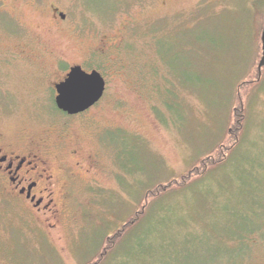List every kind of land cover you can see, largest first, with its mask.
I'll list each match as a JSON object with an SVG mask.
<instances>
[{
    "label": "rangeland",
    "instance_id": "1",
    "mask_svg": "<svg viewBox=\"0 0 264 264\" xmlns=\"http://www.w3.org/2000/svg\"><path fill=\"white\" fill-rule=\"evenodd\" d=\"M254 18L253 0H0V134L68 137L52 152V213L0 202V263L95 264L149 190L230 131L225 162L146 204L98 264H264L263 68L239 96L256 80ZM75 66L106 90L69 118L52 86Z\"/></svg>",
    "mask_w": 264,
    "mask_h": 264
},
{
    "label": "flooded vegetation",
    "instance_id": "2",
    "mask_svg": "<svg viewBox=\"0 0 264 264\" xmlns=\"http://www.w3.org/2000/svg\"><path fill=\"white\" fill-rule=\"evenodd\" d=\"M65 79L66 77L59 83ZM59 83L52 86L53 91H56L55 104ZM94 106L79 114L71 115L60 110L56 105L61 114L69 118L85 115ZM65 138L68 139V137H59L60 140L51 143L50 137L25 141L23 137L10 139L0 134V202L4 200V205H15L18 210L30 212L34 218L48 212L52 213L56 203L55 185L59 180L57 173H60L58 170H52L51 164L54 159L52 152L65 146ZM71 153L74 155L78 151L75 149ZM97 156L95 153L92 163H95ZM76 165L80 163L77 162Z\"/></svg>",
    "mask_w": 264,
    "mask_h": 264
},
{
    "label": "trees",
    "instance_id": "3",
    "mask_svg": "<svg viewBox=\"0 0 264 264\" xmlns=\"http://www.w3.org/2000/svg\"><path fill=\"white\" fill-rule=\"evenodd\" d=\"M253 7L255 9L254 25L256 28V39L259 40L261 43V51L259 54L258 62L256 64L257 66H256L255 74H253V76H252V78L254 77V78H256V80H254V81L251 80V82H243L241 84L240 94H239V96H241V97H242V94H241L242 88H245L246 86L252 87V86H254V84L256 85L260 81L258 79V77H259L258 65L261 61L262 52H263L262 51V33H263V29H264V0H253ZM263 72H264V66H263ZM238 99H239V97H238ZM238 111H239L238 108H236L234 110L235 115L233 116V127L235 129L232 130V132L237 133L236 135H238L240 137V134L242 133V122H243L242 118H243V116L241 114L240 115L237 114ZM229 132L230 131H227L228 136L230 134ZM228 136L224 137V145L225 146L222 143V144L216 146L211 152H209V154L207 156H205L202 159H199L196 162L195 167H193L189 171L190 174L187 176H184L183 180L181 182L174 181V182H170L169 184L164 185V186L163 185H157L152 190H149L148 196H147V201H146L144 207L142 209H140L138 212H136L132 217H130L121 229H119L117 232H115L111 237L107 238V241H106L107 246L105 247L103 252H101V254H99L97 256V261L95 262V264H98V262L101 261L105 250H108L112 247L114 240H118L119 237H121L128 230L132 229L133 226H136V224L144 218V216L147 214L148 209H146V207L148 204H153L160 196L167 193L169 190L178 189V187H181L182 185L186 184V182L193 181L194 179L196 180L197 178H199L201 176L200 172L202 171V169L210 171V170H214V169L218 168L220 165H222L223 162H225V160H226L227 154L230 155V153L234 149L233 145L237 142L236 136H232V135L230 137H228ZM90 264H92V263H90Z\"/></svg>",
    "mask_w": 264,
    "mask_h": 264
},
{
    "label": "water",
    "instance_id": "4",
    "mask_svg": "<svg viewBox=\"0 0 264 264\" xmlns=\"http://www.w3.org/2000/svg\"><path fill=\"white\" fill-rule=\"evenodd\" d=\"M262 58L258 65L259 75L264 66V29L262 33ZM106 81L96 70L87 72L81 66L70 69L67 78L57 85L56 105L71 115L86 111L103 97Z\"/></svg>",
    "mask_w": 264,
    "mask_h": 264
}]
</instances>
